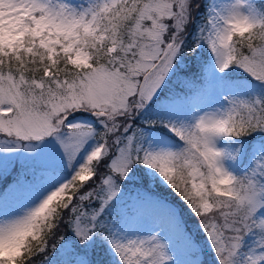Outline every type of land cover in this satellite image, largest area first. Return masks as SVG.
Instances as JSON below:
<instances>
[{"label": "snow or ice", "instance_id": "6c2138e0", "mask_svg": "<svg viewBox=\"0 0 264 264\" xmlns=\"http://www.w3.org/2000/svg\"><path fill=\"white\" fill-rule=\"evenodd\" d=\"M0 264H264V0H0Z\"/></svg>", "mask_w": 264, "mask_h": 264}, {"label": "rangeland", "instance_id": "374dc122", "mask_svg": "<svg viewBox=\"0 0 264 264\" xmlns=\"http://www.w3.org/2000/svg\"><path fill=\"white\" fill-rule=\"evenodd\" d=\"M220 146L221 147H226V146L230 147L231 145H230V143L227 140H225V141H221Z\"/></svg>", "mask_w": 264, "mask_h": 264}]
</instances>
